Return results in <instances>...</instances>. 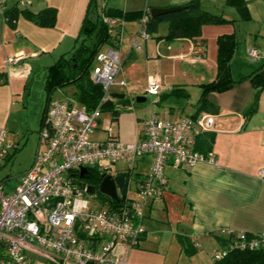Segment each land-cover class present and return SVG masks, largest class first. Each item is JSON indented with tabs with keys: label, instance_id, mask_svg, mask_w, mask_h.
<instances>
[{
	"label": "built area",
	"instance_id": "obj_1",
	"mask_svg": "<svg viewBox=\"0 0 264 264\" xmlns=\"http://www.w3.org/2000/svg\"><path fill=\"white\" fill-rule=\"evenodd\" d=\"M28 4L30 0H19ZM5 0H0L2 6ZM108 25L117 20L104 17ZM146 16L140 17L139 36ZM132 45L139 48L136 41ZM248 54L258 56L256 48ZM17 54L7 62H16ZM121 60L111 46L101 47L95 54L90 77L101 86L96 105L87 110L76 98L49 100L44 109L39 135L40 147L30 166L20 175L10 191L0 180V264H34L37 257L52 264H127L129 251L137 247L145 233V207L149 201L161 200L167 187L164 167L167 164L192 166L197 162H214L212 155L196 147L197 137L211 129L214 116L202 111L176 119L152 112L143 121L133 141L119 139L111 119L102 124L103 103L110 97L113 85L125 86L118 79ZM160 84L151 80L146 92L157 94ZM17 143L7 140V131L0 127V161ZM151 157L148 171L135 179L134 195H130L131 167L109 172L118 160L133 163ZM86 172L79 176L81 168ZM96 168L101 175H123L124 193L115 182L116 197L99 190L86 178ZM258 173L264 176V169ZM77 183H72V179ZM82 178L83 180H79ZM94 185V192L87 191ZM99 192V193H98ZM102 196V197H100ZM223 244L211 252L217 260L231 250L264 247V231L249 233L221 227ZM197 246L199 243L194 242Z\"/></svg>",
	"mask_w": 264,
	"mask_h": 264
},
{
	"label": "crops",
	"instance_id": "obj_2",
	"mask_svg": "<svg viewBox=\"0 0 264 264\" xmlns=\"http://www.w3.org/2000/svg\"><path fill=\"white\" fill-rule=\"evenodd\" d=\"M7 1L5 0L2 11L16 3L18 7H27L33 12L46 6H54L56 19L53 26H39L19 15L12 24L1 12V37H5L7 33L3 26L19 28L15 32L14 42L20 43L25 37L37 46L42 45L41 47L45 49H51L58 55L53 62L60 55L69 54L78 40L79 26L73 36L69 25L64 24L67 21L65 16L69 15V13L64 14L65 4L52 3L50 0H30L28 4H21L19 0H14L7 6ZM130 1L132 0H124L122 7L110 6L135 10L152 6L182 5L187 0H138L137 8H130L132 7ZM225 1L201 0L204 9L221 14L226 19L222 23L202 26L200 37L204 42H195L188 37L165 38L166 22H160L157 32L147 35L146 38L138 34L141 26L140 18L120 22L116 51L124 69L119 71L117 77L134 83L127 86V89L135 97L147 93L146 87L151 80L160 84L158 93L151 97L160 99L177 96L169 92L176 85L186 88L185 85L195 82L199 86V83L213 79L216 72L217 36L221 33H233L236 40L230 59L234 83L224 91L208 92L206 98L215 105L216 110L200 111L210 112L214 116L211 129L205 131L212 136L211 147L206 153L213 156L214 162L200 161L192 166L167 164L164 167L167 187L161 200L147 203L144 218L145 233L140 244L134 248L155 242L156 249L163 247L165 251H169L175 248L174 251L178 256L181 253L192 255L200 245H216L213 250L219 247L225 237L219 231L221 227H230L236 232L264 231V176L258 173L260 169H264V85L256 88L250 79L241 78L260 66L264 68V52L257 48L260 47L264 51L262 48L264 47V0H246L250 14L248 20L239 19L237 9L226 4ZM77 10L76 15H69V21H76L80 25L86 4L82 7L79 5ZM253 32L257 35L253 36ZM19 33L23 36L21 37ZM71 38L74 39L73 42ZM133 40L137 44L141 43L139 48L132 45ZM105 46L108 45L102 47ZM251 47L257 49V57L248 54V49ZM23 51L21 47L13 50L14 53ZM179 67L186 68L178 72ZM113 86L120 88L123 85ZM119 88L112 87L110 96L124 95ZM257 89L258 94L255 98ZM252 105L254 109L246 114L245 112ZM152 112L154 111L150 113ZM194 112L195 105L188 114ZM183 113L172 105L164 111L165 115L168 114V119L188 115ZM145 118L136 117L135 137L142 128ZM150 160L151 157L148 159L145 171L149 167ZM195 241L199 243L197 246L194 244ZM173 244H177V247H173ZM185 250L193 252L187 254Z\"/></svg>",
	"mask_w": 264,
	"mask_h": 264
},
{
	"label": "rangeland",
	"instance_id": "obj_3",
	"mask_svg": "<svg viewBox=\"0 0 264 264\" xmlns=\"http://www.w3.org/2000/svg\"><path fill=\"white\" fill-rule=\"evenodd\" d=\"M14 0H8L6 5H10ZM89 0H50L52 3L65 4V15H76L77 8L86 4ZM62 2V3H61ZM124 0H96L97 8L102 4L123 6ZM80 3V4H79ZM138 0L130 1V8H137ZM77 5L76 7H74ZM5 5H0V16ZM76 9V10H75ZM95 13V11H94ZM69 15H66L67 23L70 30L73 31V36L76 34L79 23L69 21ZM79 15V14H78ZM248 20V19H246ZM25 21V20H22ZM6 30L5 37H1L0 25V127L7 131V140L10 143H17V147L9 150V158H3L0 161V180L4 183V189L10 191L13 185L18 181L19 175L27 169L35 155L36 150L40 147L39 135L42 128L41 117L42 110L45 103L46 91L43 87L44 75L47 72V67L58 56L56 52L53 53L51 49L37 46L28 38L23 37V41L14 42L15 32L19 30L8 26H3ZM20 34V33H19ZM253 36L257 35L253 32ZM22 37L23 35L20 34ZM20 37V38H21ZM25 39V40H24ZM73 42V38H71ZM35 40V39H33ZM77 40L76 44L79 42ZM75 44V45H76ZM139 44H141L139 42ZM16 47L24 49L22 57L16 62H7L9 57H14L19 54L14 53ZM259 50L260 47H257ZM264 48V47H262ZM7 49V51H6ZM116 50V48H115ZM239 61V60H238ZM241 64V62H239ZM182 68L177 69L178 72ZM189 68V67H188ZM194 68V67H192ZM124 69L120 66V72ZM196 69V68H195ZM193 69V70H195ZM252 72V71H250ZM232 76V74H231ZM125 86H112L115 89H120L124 92L123 97H111L110 107L102 110L101 119L102 124L111 119L116 114V118L111 119L112 127L120 140L130 142L135 139L136 117L147 118L151 111H154L160 117L169 118L168 114H164L168 106H174L175 109L182 110L183 114L193 109L196 104L201 89L198 85L189 83L183 87L186 94H179L174 97L156 98L152 99L151 95L146 93L141 96L145 97L143 101H136L135 95H131L127 86L134 84L132 81L125 79ZM178 87V85H176ZM78 93L75 83L69 82L58 88H55L50 95L51 100H64L68 98H76ZM197 94V95H196ZM167 116V117H166ZM149 156L145 160H135L133 163H128L124 160H118L111 165L109 172L122 170L123 168L131 167L129 188L130 195H134L135 179L137 172L145 171ZM102 197V196H100ZM142 241V240H141ZM215 244V243H213ZM156 243L150 245L141 244L140 247L134 248L128 253L127 264H210L212 261L211 254L216 245H200L195 255H185L181 253L179 256L174 250L165 251V248H155ZM177 247V244H173ZM168 252V253H167ZM195 255V256H194ZM34 264H52L40 258H33Z\"/></svg>",
	"mask_w": 264,
	"mask_h": 264
},
{
	"label": "trees",
	"instance_id": "obj_4",
	"mask_svg": "<svg viewBox=\"0 0 264 264\" xmlns=\"http://www.w3.org/2000/svg\"><path fill=\"white\" fill-rule=\"evenodd\" d=\"M225 2L237 9L239 19L246 20L250 18L246 0H226ZM94 11L95 14H92ZM143 14L146 16L144 30L147 35L155 34L159 23L166 22L167 32L164 35L165 38L188 37L195 42H204L200 37L201 28L204 24H218L226 21L221 14L204 9L201 6V0H187L182 4V8L159 15H151L150 7H146L145 9L124 10L104 3L99 6L98 9L96 0H89L78 29V39L80 37L79 42L72 47L68 55H60L47 67L44 78L46 95L42 110L41 124L43 123L45 106L51 99V92L55 88L66 83H75L78 90L76 99L83 104L87 110L92 109L96 105L102 94L101 86L92 81L90 77V67L92 66L96 52L103 45L116 48L119 43L120 22L122 20L138 19ZM3 15L9 23H12L21 15L39 26H53L56 19V8L54 6H46L39 11L33 12L27 7H18L16 3L14 6L5 9ZM104 17L113 18L117 21L110 26L103 20ZM235 46L236 40L233 33H221L217 36L215 76L209 81L199 83L201 93L195 104V112L193 114L196 115L201 110L215 111V105L206 98L207 93L210 91H224L234 83L235 80L231 76L230 59ZM261 68L262 66L241 78L250 79L252 85L259 88L264 85V81L256 74ZM169 92L170 94L187 95L185 89L180 86L173 87ZM257 94L258 89L255 98H257ZM107 107H110V105ZM253 109L254 105L245 113L248 114ZM113 118H116V114L112 116V119ZM211 142V134L204 132L199 139L197 137L196 147L206 152L210 149ZM10 156H6L5 159ZM120 174L126 175V173L122 172ZM140 174L141 173L137 172L136 177L140 176ZM100 178L101 176L98 170L92 168L89 170L86 180L96 185ZM223 242L224 241H221V244H223ZM185 251L187 254L193 252L192 250ZM210 264H264V247L257 249L231 250L223 257L212 260Z\"/></svg>",
	"mask_w": 264,
	"mask_h": 264
},
{
	"label": "water",
	"instance_id": "obj_5",
	"mask_svg": "<svg viewBox=\"0 0 264 264\" xmlns=\"http://www.w3.org/2000/svg\"><path fill=\"white\" fill-rule=\"evenodd\" d=\"M182 8V5H173V6H165V7H160V6H152L150 7V14L151 15H159V14H163V13H167V12H171V11H175ZM256 74L258 76L261 77L262 81H264V68L258 70L256 72ZM123 94H116V95H111V97H123ZM136 101H143L145 100L144 96H136L135 97ZM111 104V99L108 98L104 103H103V108H106L107 106H109ZM86 172V169L84 167L81 168L80 172H79V176L83 177L84 173ZM102 179L100 181L99 184V190L103 193H106L112 197H116V190H115V182L118 185H121V193H124V188H125V182L123 181V176L122 174H116L113 177L110 174H106V175H101ZM72 183H77V179H72L71 180ZM95 190V186L94 185H88L87 187V191L92 193Z\"/></svg>",
	"mask_w": 264,
	"mask_h": 264
},
{
	"label": "flooded vegetation",
	"instance_id": "obj_6",
	"mask_svg": "<svg viewBox=\"0 0 264 264\" xmlns=\"http://www.w3.org/2000/svg\"><path fill=\"white\" fill-rule=\"evenodd\" d=\"M80 181L83 180L82 178L79 179Z\"/></svg>",
	"mask_w": 264,
	"mask_h": 264
}]
</instances>
